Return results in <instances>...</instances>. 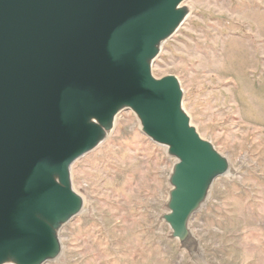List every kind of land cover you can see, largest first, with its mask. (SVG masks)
I'll return each instance as SVG.
<instances>
[{"label": "water", "instance_id": "water-1", "mask_svg": "<svg viewBox=\"0 0 264 264\" xmlns=\"http://www.w3.org/2000/svg\"><path fill=\"white\" fill-rule=\"evenodd\" d=\"M182 1L0 0V262L56 254L51 225L81 205L69 167L122 107L177 158L165 220L186 234L225 161L190 126L176 78L150 72Z\"/></svg>", "mask_w": 264, "mask_h": 264}, {"label": "rangeland", "instance_id": "rangeland-1", "mask_svg": "<svg viewBox=\"0 0 264 264\" xmlns=\"http://www.w3.org/2000/svg\"><path fill=\"white\" fill-rule=\"evenodd\" d=\"M178 29L150 61L173 76L189 124L225 161L175 235L177 158L129 107L70 165L78 210L53 223L40 264H264V0H183ZM107 133V134H105Z\"/></svg>", "mask_w": 264, "mask_h": 264}, {"label": "bare ground", "instance_id": "bare-ground-1", "mask_svg": "<svg viewBox=\"0 0 264 264\" xmlns=\"http://www.w3.org/2000/svg\"><path fill=\"white\" fill-rule=\"evenodd\" d=\"M178 8H180V4L178 5ZM181 9H183V8H181ZM186 15H187V11L183 10L182 17H181L180 21L177 24H175L174 26L170 27L168 35H166L165 37H163L159 40V42L156 44L157 49H159L162 42H164L166 38L171 36L178 29V27L181 25L182 21L186 18ZM117 112H118V109H116L111 115L110 128H111L112 124L114 123ZM105 129H106L105 126H102L103 132ZM105 134H107V133H105ZM105 136L106 135H104V134L102 136L100 135L99 138L97 139L96 143L94 144L93 148L96 147L97 145H99L104 140ZM0 264H16V261L11 257L6 256L4 259L1 260Z\"/></svg>", "mask_w": 264, "mask_h": 264}]
</instances>
